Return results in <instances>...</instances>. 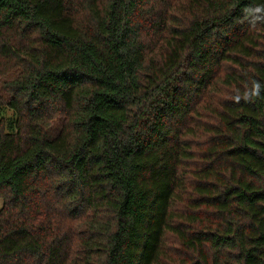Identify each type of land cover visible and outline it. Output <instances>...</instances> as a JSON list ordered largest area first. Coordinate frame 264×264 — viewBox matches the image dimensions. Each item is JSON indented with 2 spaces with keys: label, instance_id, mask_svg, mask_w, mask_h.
Returning <instances> with one entry per match:
<instances>
[{
  "label": "trees",
  "instance_id": "16d2710c",
  "mask_svg": "<svg viewBox=\"0 0 264 264\" xmlns=\"http://www.w3.org/2000/svg\"><path fill=\"white\" fill-rule=\"evenodd\" d=\"M0 199V264H264V0H0Z\"/></svg>",
  "mask_w": 264,
  "mask_h": 264
},
{
  "label": "rangeland",
  "instance_id": "374dc122",
  "mask_svg": "<svg viewBox=\"0 0 264 264\" xmlns=\"http://www.w3.org/2000/svg\"><path fill=\"white\" fill-rule=\"evenodd\" d=\"M54 133H55V131H54ZM2 208H3V200L0 199V211L2 210Z\"/></svg>",
  "mask_w": 264,
  "mask_h": 264
}]
</instances>
